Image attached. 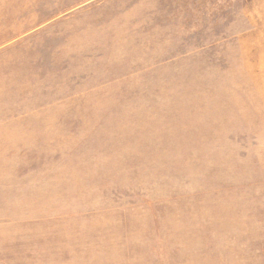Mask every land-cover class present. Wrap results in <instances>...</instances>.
Here are the masks:
<instances>
[{
  "label": "rangeland",
  "instance_id": "374dc122",
  "mask_svg": "<svg viewBox=\"0 0 264 264\" xmlns=\"http://www.w3.org/2000/svg\"><path fill=\"white\" fill-rule=\"evenodd\" d=\"M0 264H264V0H0Z\"/></svg>",
  "mask_w": 264,
  "mask_h": 264
}]
</instances>
